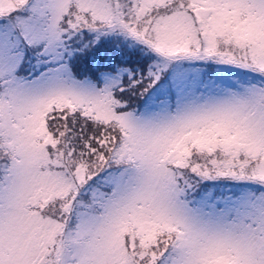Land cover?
Segmentation results:
<instances>
[{"label": "snow or ice", "instance_id": "1", "mask_svg": "<svg viewBox=\"0 0 264 264\" xmlns=\"http://www.w3.org/2000/svg\"><path fill=\"white\" fill-rule=\"evenodd\" d=\"M0 264H264V0H0Z\"/></svg>", "mask_w": 264, "mask_h": 264}]
</instances>
